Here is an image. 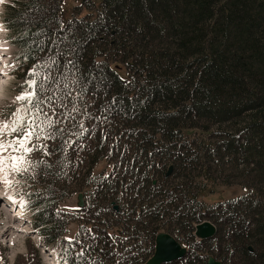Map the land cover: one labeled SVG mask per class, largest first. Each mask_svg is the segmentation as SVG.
Returning <instances> with one entry per match:
<instances>
[{"label": "trees", "instance_id": "16d2710c", "mask_svg": "<svg viewBox=\"0 0 264 264\" xmlns=\"http://www.w3.org/2000/svg\"><path fill=\"white\" fill-rule=\"evenodd\" d=\"M6 18L15 79L24 83L33 66L50 76L41 99L56 138L42 141L48 155L35 152L44 182L34 227L45 243L59 242L71 221L60 206L67 181L113 155V178L95 185L102 207L86 198L77 211L105 216L108 228L124 217L136 239L145 229L147 246L134 259L95 247L106 240L102 232L92 248L65 246L63 264H146L161 231L188 248L165 264H207L210 256L264 264V0H101L67 22L63 0H12ZM129 140L118 154L117 144ZM236 181L246 194L203 200L210 183ZM205 220L216 233L197 239Z\"/></svg>", "mask_w": 264, "mask_h": 264}, {"label": "rangeland", "instance_id": "374dc122", "mask_svg": "<svg viewBox=\"0 0 264 264\" xmlns=\"http://www.w3.org/2000/svg\"><path fill=\"white\" fill-rule=\"evenodd\" d=\"M100 1L101 0H86L84 5L83 0H63V18L67 22L71 15H75L76 17L85 16L91 11V8L98 5ZM0 2H2L0 5V62H2V69H0V72L5 73V75L3 74L5 77L2 76L5 78V82L0 91V120H4L8 119L11 113L20 106V102H17L15 97L26 88V85L23 82L17 81L10 72L15 68L17 62L16 49L8 35L9 29L7 27L5 13V4L7 1L0 0ZM121 68L119 72L124 74L125 69L122 66ZM50 97L51 96H49V98ZM46 104L48 103L44 102L43 108ZM235 106H238V103L235 104ZM57 112L61 113L62 110L57 109ZM197 133V131H190V134ZM83 142L84 147L80 150H75V164L80 163L82 157L80 153L85 149L86 144L85 141ZM131 143V140H129L127 144L118 143L116 152L121 155L126 154L128 152L126 146H130ZM35 156V152L31 154V159L33 161L35 160ZM114 162L113 155L102 158L94 165L91 175L86 174L90 165L87 164V167L86 165L85 167L82 165L79 169L74 170L72 173V175H74L67 181L68 188L65 191L67 195L66 198L62 200L60 206L68 212L71 221L68 226V232L59 242L51 246L52 250L55 251V264H58V261L63 257V249L65 246H74L77 251L92 248L96 242L102 240L101 237H99L102 232L106 240H102V244H96L95 247L97 246L105 252L110 251L111 254L121 253V258L125 260L134 259V255H136L139 250L143 252L146 248L147 245H145L144 239L146 237L144 233L145 229H142L140 232L134 231L136 235H141L140 239H136L131 227L126 224H121V220H125L124 217L122 219H120V217L112 219L115 226L108 228L106 223L107 218L105 216L97 218L89 213L85 214L77 211L79 192L83 193L84 200L89 198L88 200H90V203L93 202L102 207L100 200L96 199L99 192L95 190V185L103 178L106 180L113 178ZM68 172L69 170L66 169L65 177ZM21 176L23 177L21 178ZM2 179L3 174H0V181L3 185V195L5 196L1 199L2 201H0V264H51L52 262L50 260L46 261L39 253V240L36 236H41V234L38 233L39 231L32 225V207H34L41 198V182H44L43 178L37 177L33 166H31L22 174L10 173L8 179L13 181L11 186H5ZM247 191L248 190L243 188L237 181L231 185L210 183L207 191L204 193L203 200L206 204H216L218 202L240 197L246 194ZM90 194H92V196H90ZM10 195L14 196L17 201L25 200L27 203H14L8 199ZM92 197H95L96 200L92 199ZM123 202V199H120L119 203L112 204V208L118 210L119 204H123ZM139 203L140 206H147V204L142 202ZM115 206L118 207L115 208ZM12 209L15 210L12 211ZM17 210L18 213L20 211L18 216V213L15 214ZM93 212L97 214L100 213L99 210H94ZM14 216L27 219L26 225L28 228L26 230L29 232L31 231L30 234L26 231L24 233L18 231V225L9 222ZM109 219L110 218H108V220ZM110 221L111 220H109V222ZM131 222L134 226L138 224V221L134 219V217H132ZM6 229H11L12 232H10V230L5 231ZM4 232L5 236L3 234ZM10 234L12 235L10 236ZM66 237H72L71 242H69ZM138 242H143V245L138 246Z\"/></svg>", "mask_w": 264, "mask_h": 264}, {"label": "snow or ice", "instance_id": "6c2138e0", "mask_svg": "<svg viewBox=\"0 0 264 264\" xmlns=\"http://www.w3.org/2000/svg\"><path fill=\"white\" fill-rule=\"evenodd\" d=\"M47 67V65H45ZM30 78L25 80L26 88L22 90L15 100L20 102L8 119L0 120V174L5 186H11L13 181L8 179L10 173L22 174L33 164L31 154L43 150L48 155L44 140H53L56 137L49 129H54L52 118L43 110L47 98L41 99V93L46 88V81L50 76H42L41 72L33 66L28 69ZM57 132L60 129H55ZM14 203L26 204L27 201H17L14 196H8ZM71 242L72 237H66Z\"/></svg>", "mask_w": 264, "mask_h": 264}, {"label": "water", "instance_id": "95a60500", "mask_svg": "<svg viewBox=\"0 0 264 264\" xmlns=\"http://www.w3.org/2000/svg\"><path fill=\"white\" fill-rule=\"evenodd\" d=\"M172 172L169 168L167 175ZM79 207L84 205L83 193L78 194ZM117 208V206H115ZM216 226L210 221H204L196 225L195 235L199 239L213 237L216 233ZM252 250V247H249ZM187 253L186 246L182 245L175 237L167 232H160L156 235L154 254L147 260L146 264H164L174 262L183 258ZM208 264H223L221 261L210 256Z\"/></svg>", "mask_w": 264, "mask_h": 264}, {"label": "bare ground", "instance_id": "6f19581e", "mask_svg": "<svg viewBox=\"0 0 264 264\" xmlns=\"http://www.w3.org/2000/svg\"><path fill=\"white\" fill-rule=\"evenodd\" d=\"M4 73H2L1 75H0V91H1V89L3 88V85H4V82H5V76L3 75ZM2 76H4V77H2ZM2 177V176H1ZM5 196L3 195V185H2V183H1V181H0V201H2L1 199L2 198H4ZM12 207H14V206H12ZM13 210H15V209H12V211ZM19 210V209H18ZM18 210H17V212H15V214L16 213H18ZM20 214V211H19V213L17 214V216ZM10 223H14V224H17L18 225V229L16 228V227H14L15 229H17L18 231H22L23 233L26 231V232H29L28 230H26L28 227H27V225H26V222H27V219L25 218H22V217H13V218H11V220L9 221ZM8 230H10V232H12V230L11 229H6L5 231H8ZM31 233V231L28 233V234H30ZM4 234V236H5V232L3 233ZM12 234H10V236H11ZM27 235V234H26ZM36 238H37V236H36ZM46 258L48 259L49 258V256L48 255H46ZM51 264H53V263H51Z\"/></svg>", "mask_w": 264, "mask_h": 264}]
</instances>
